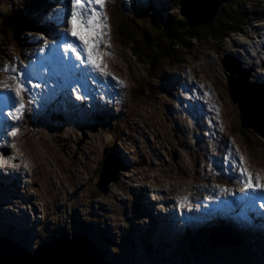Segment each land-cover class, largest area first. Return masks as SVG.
I'll use <instances>...</instances> for the list:
<instances>
[{
    "label": "rangeland",
    "instance_id": "obj_1",
    "mask_svg": "<svg viewBox=\"0 0 264 264\" xmlns=\"http://www.w3.org/2000/svg\"><path fill=\"white\" fill-rule=\"evenodd\" d=\"M181 3L104 0L103 7L98 5L97 9L102 16H98L101 44L93 49L96 65L77 62L70 65L71 69L64 66V72L58 67L53 74L33 75L32 84L41 88L26 85L22 100L25 109H20L12 121L8 116L0 118V160L9 161L0 163V209L12 215L19 209L28 210L39 222L42 220L29 232L21 233L34 235L41 228V235L32 241L34 246L29 242L33 247L62 231L60 225L64 223L76 234L87 230L117 264H202L196 256L205 259L208 255L209 261L215 260L213 264H264V219L252 222L254 216L245 223L249 208L243 207L246 214L229 216L240 219L246 228L242 232L248 239L244 237L239 247L198 248L209 246V242L200 239L204 238L200 231L195 232L199 218H191L200 205H194L195 199L211 200L228 193L224 190L227 185L217 183L219 173L223 176L222 169L212 165L219 167L221 162L228 175H234L229 164L234 158L240 166L235 172L246 169L253 184L256 178L264 182V136L241 126L240 111L230 96L222 64V58L237 51L246 66L253 68L251 80L263 85L264 0L229 2L228 11L240 9L250 19L241 32L212 46L209 39L204 42L193 38L186 39L183 48L172 44L174 49L160 65L162 68L152 69L137 59L128 41L118 35L121 19L117 14L133 20L137 28H132L146 42L148 25L144 24L149 17L176 18L181 15ZM31 4L32 0H0V73H8L0 83L13 85L11 71L4 68H15L18 73L22 64L19 57L43 34L42 21H46L48 34L56 35L55 21L62 16L53 10L56 7L44 12L29 10ZM49 4L50 0L37 2L38 8ZM19 21L22 27H18ZM9 22L13 25L8 26ZM173 55L175 61L170 64L168 57ZM66 78H70L67 83ZM64 84L67 94L75 97V104L66 97L63 99L69 107L56 104L64 117L61 119L54 117L48 107L53 104L54 92L58 90L55 99L61 96ZM76 95L83 98L78 100ZM110 96L117 104L103 108ZM81 102L79 112L76 103ZM114 154L126 172L112 164L117 181L105 183L106 191L98 189L105 160L112 157L118 164ZM241 178L242 184L247 177ZM10 183L13 186L7 187ZM155 198L171 204L164 209L170 212L159 211ZM201 211L209 213L202 205ZM16 218L21 222V216ZM22 220L30 223L28 218ZM5 223L13 222L0 220V227L4 228ZM209 223L212 233L224 226L237 232L244 228L227 220ZM9 228L22 227L15 224Z\"/></svg>",
    "mask_w": 264,
    "mask_h": 264
},
{
    "label": "water",
    "instance_id": "obj_2",
    "mask_svg": "<svg viewBox=\"0 0 264 264\" xmlns=\"http://www.w3.org/2000/svg\"><path fill=\"white\" fill-rule=\"evenodd\" d=\"M230 0H182L181 16L186 18L187 27L209 25L220 13L222 5ZM8 26L13 24L9 22ZM227 71L228 90L240 111L241 126L253 129L264 136V85L251 82V69L243 67L240 60L230 55L222 58ZM110 164V165H108ZM110 159L105 160L99 189L106 191L104 184L116 182L117 172ZM0 264H112L98 251L85 234L72 237L64 234L54 237L30 253L9 238L0 240Z\"/></svg>",
    "mask_w": 264,
    "mask_h": 264
},
{
    "label": "trees",
    "instance_id": "obj_3",
    "mask_svg": "<svg viewBox=\"0 0 264 264\" xmlns=\"http://www.w3.org/2000/svg\"><path fill=\"white\" fill-rule=\"evenodd\" d=\"M32 1L33 4L30 5L31 8L29 10H35L38 7V0ZM226 6V4L221 6L220 13L209 25H200L195 27H187V20L181 15L176 18L170 17L167 19L162 15H152L149 17L148 22H145L146 24L142 23L144 25H148L147 30L149 38L146 39V42H144L143 38L140 37V34L136 30L137 26L134 24L133 20H131L129 17L126 18L123 13H118L117 16L121 19L119 20L120 22H118L117 25L118 28H120L121 30L118 35L122 40L128 41V43L126 44L130 46V49L133 51L137 59H142L143 61L147 62L148 66H151L152 69H159L162 68L160 67V65L164 64V62L167 60L166 57L171 55V50L174 49L172 47V44L175 45L177 48H183L184 41L186 39L193 38L200 39L204 42L208 41L209 39V44L211 43L210 45L212 46L213 43H223L232 34H238V32H241L242 26L249 24L250 19L245 16L244 13L242 14L240 12V9H238V11L236 9L234 10V12L231 10L228 11ZM26 24L31 25V23L27 22ZM132 25L136 26V28H132ZM22 26L23 25L21 21H19L18 27ZM14 34L15 31L13 33V36ZM174 59V55L171 59H169L168 57V62L172 64V61H175ZM102 164L103 162H101V170L103 169ZM82 233L89 237V239L94 243L98 251L102 254L105 259L117 264L115 260L108 255V250L104 249L100 242H98L94 236L90 235L87 230L82 231ZM200 235L204 237L200 239L203 242H209V246L201 245L198 248L213 247L214 249L218 247L223 248L242 246V243L244 241L243 239H245L244 236H246L245 234H241L226 226L214 233H210L208 230L204 229ZM246 238L248 239V236H246ZM194 247L195 246H193L192 248ZM216 255L219 258L220 255L217 252ZM196 259L202 264H205L206 262L208 264H213L215 262V260H208L209 255L205 259L196 256Z\"/></svg>",
    "mask_w": 264,
    "mask_h": 264
},
{
    "label": "snow or ice",
    "instance_id": "obj_4",
    "mask_svg": "<svg viewBox=\"0 0 264 264\" xmlns=\"http://www.w3.org/2000/svg\"><path fill=\"white\" fill-rule=\"evenodd\" d=\"M104 0H71L72 3V11L71 15L66 18L67 24L71 25L74 21L88 34L87 37L79 36L74 30L70 28L66 30L68 34L75 36L77 39L83 41V47L85 50V54L88 57V61L92 65H96L97 61L93 55V49H96L101 44L100 33L98 32V28L100 27V23L98 21V16H102L98 10L93 8L94 4H99L103 7ZM106 20V17L104 18ZM105 47H110V45L105 44ZM63 47L65 49H69L76 55L77 59H81L79 50L73 47L71 44H64ZM45 49L40 48L39 51L43 52ZM98 55V53H97ZM102 60V58H101ZM107 67L106 65L104 66ZM4 70L11 71L12 73H16L14 75L9 76V79L15 82V90H13L12 86L0 83V92L6 93L4 96H0V103L7 104L9 101L12 102V107L16 109H25V104L22 102L23 94L27 91L25 84H29L32 87H39V85L32 84L31 79L25 80L22 73H17L15 68H9L5 66ZM122 83V82H121ZM75 89L73 92L75 93ZM81 95H76V99H82ZM29 103H31L29 101ZM242 159V158H241ZM0 163H9L8 160H0ZM241 175L246 176L247 179L244 180V189L248 190L250 188H264V184H262L259 178H256L255 184H253V177L251 174L247 173L246 169H241Z\"/></svg>",
    "mask_w": 264,
    "mask_h": 264
},
{
    "label": "bare ground",
    "instance_id": "obj_5",
    "mask_svg": "<svg viewBox=\"0 0 264 264\" xmlns=\"http://www.w3.org/2000/svg\"><path fill=\"white\" fill-rule=\"evenodd\" d=\"M54 1H56V0H54ZM65 2H66V1H65ZM65 2H58V3H61V4L63 3V4H64ZM65 8H66V3H65ZM109 12H110V11H109ZM66 13H67V10H66ZM64 14H65V13H63V15H64ZM240 47H241V46H240ZM229 55H230V54H229ZM69 59H71V58H69ZM263 61H264V60H263ZM250 69L252 70V71H251V76H250V79H251V78H252L253 68H250ZM91 75L93 76L92 73H91ZM87 82H89L88 79H87ZM65 86H66V85H64V87H65ZM65 92H66V91H65ZM59 94H60V93H58L57 95H59ZM230 96H231V95H230ZM46 97H48V96H46ZM55 97H56V95H54L53 99H55ZM65 97H66V99H68V101H70V102L72 103L70 97H68V96H65ZM109 99H111V96L109 97ZM63 101H64V103L66 102L65 99H63ZM85 102H86V101H85ZM65 104H66V103H65ZM66 105H67V107H69L68 104H66ZM106 105H107V106H110V108H114L116 104H113V102H110V101L107 102L106 104H102V106H104V107H105ZM202 105H203V104H202ZM202 105H201V106H202ZM98 106H99V105H97L96 108H98ZM81 107H82V106L78 105V111H79V112H81V110H82ZM86 107H87V106H86ZM100 110H103V109H100ZM78 111H77V112H78ZM97 112H99V110H98V111H95L94 113H97ZM91 114H93V112H92ZM117 152L119 153L120 156L122 155V154L118 151V149H117ZM122 157H123V156H122ZM124 158L126 159V157H123V159H124ZM109 159H110L111 161L114 160V158H112V157L109 158ZM108 165H110V164H108ZM101 177H102V174H101ZM100 179H101V178H100ZM109 182H111V184L114 183V181H109ZM97 187H98V185H97ZM171 201H172V200H171ZM34 217H35V216H34ZM234 221L236 222L237 225H240V224L242 223V221L240 222V220H239L238 218L234 219ZM13 225H15V224H14V223H9V227H11V226H13ZM198 229H199V227H198ZM22 230H24V229L21 228L20 230H17V229H11V228H9V232H10V231L18 232V231H22ZM174 236H175V235H174Z\"/></svg>",
    "mask_w": 264,
    "mask_h": 264
},
{
    "label": "flooded vegetation",
    "instance_id": "obj_6",
    "mask_svg": "<svg viewBox=\"0 0 264 264\" xmlns=\"http://www.w3.org/2000/svg\"><path fill=\"white\" fill-rule=\"evenodd\" d=\"M263 64H264V62H263Z\"/></svg>",
    "mask_w": 264,
    "mask_h": 264
}]
</instances>
